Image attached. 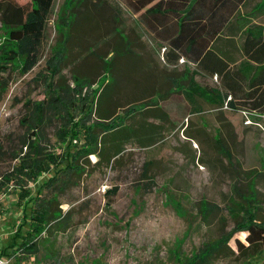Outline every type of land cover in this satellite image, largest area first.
<instances>
[{"label": "rangeland", "instance_id": "1", "mask_svg": "<svg viewBox=\"0 0 264 264\" xmlns=\"http://www.w3.org/2000/svg\"><path fill=\"white\" fill-rule=\"evenodd\" d=\"M258 1L252 0L248 8ZM85 6L84 0H56L39 63L23 72L16 60L8 71H0V259L4 264H202L199 259L207 244L218 243L237 229L233 212L244 215L242 210L254 199L261 202L264 215V117L258 120L222 104L207 88L217 86L214 77H197L196 93L204 111L190 117L179 112L172 124L153 127L163 140L152 146L127 143L110 163L98 162L92 154L90 160L81 159L85 166L81 174L64 175L58 166L47 164V172L36 176L18 171L14 180L4 179L21 165L24 155H30L26 161L35 158L29 142L37 105H43L37 139L42 156L50 160L63 155L67 144L57 134L65 130L67 110L63 97L62 106H55L54 98L62 95L58 85L74 86L73 74L101 87L111 79L105 96L118 113L132 105L144 108V103L156 108L161 83L174 74L183 82L191 74L193 66L183 61L172 73L156 55L144 65L142 45L134 51L125 47L112 58V48L119 42L115 35L124 33L135 16L82 14ZM262 20L251 13L241 18L246 29ZM8 45V28L0 23V69ZM64 47L67 58L61 63ZM236 60L245 70L253 65L242 55ZM105 63H111L107 72ZM61 65L51 77L52 66L59 70ZM68 93L78 98L74 91ZM69 94H63L66 101ZM74 112L81 114L79 109ZM143 113L136 114L133 124L144 121L148 112ZM73 140L76 148L81 147L84 134ZM24 169L32 171L27 165ZM53 176L58 180L48 185ZM116 186L117 194L108 198L106 191ZM53 197L57 201L52 207L61 209L67 228L52 237L43 234L35 252L25 251L30 248L26 246L17 250L31 229L33 207L40 209L41 201ZM246 235L237 229L227 242L235 252L225 249L211 264H242L235 240L247 244ZM263 257L264 252L259 258Z\"/></svg>", "mask_w": 264, "mask_h": 264}, {"label": "trees", "instance_id": "2", "mask_svg": "<svg viewBox=\"0 0 264 264\" xmlns=\"http://www.w3.org/2000/svg\"><path fill=\"white\" fill-rule=\"evenodd\" d=\"M55 1L0 0V23L8 28L9 42L4 49L2 64L4 68L0 69L1 72H6L15 66L16 60L21 63L20 68L23 72L30 71L39 63L43 56L48 22L53 13ZM124 1L128 2L137 13L144 9L138 20L143 25L146 24L155 34H159L167 43L164 59L168 64H176L180 58H185L187 62L194 63L196 66L183 82L176 76H169L165 84H160L161 99H167L181 82L184 86L181 91L191 106L190 113L202 112L203 105L195 92L199 85L196 76L205 72L211 76H218L219 84L216 87L208 86L207 88L219 98L222 104L227 103L231 109L247 111L250 115H256L258 120L260 116L264 117V0L256 2L250 8L248 6L251 5L252 0H136L134 4L133 0ZM84 2L86 8L98 6L102 10L107 6V0L95 2L84 0ZM101 13L103 12L99 14ZM244 13H251L258 18L263 17V20L249 24L246 29V24L241 21ZM128 31V34L124 35L125 38L120 35L122 31L115 35L119 42L112 48V58L117 57L125 47L131 46V50L134 51L137 45L144 46V41L141 39L144 33L139 35L134 32L135 30ZM60 52L58 62L62 63L67 58L65 47ZM237 54L243 55L253 65L247 70L242 69L237 64ZM110 64L103 65L105 72ZM61 69L62 65L59 70L52 66L51 77L58 74ZM112 74L115 75V73ZM72 81L73 87H70L69 83L58 85L57 88L62 91V95L54 98L55 106L56 104L62 106L63 97L65 99L63 106L67 110L68 119L65 130L61 128L57 134L67 144L63 155L50 160L42 156L43 151L37 139L40 137L39 127L43 120V105H37V123L33 126L29 142L35 158L26 161L30 155H24L21 165L7 173V176L4 175V179L14 180L20 175L18 171H25L33 177L39 172H47L46 169L52 165L58 166L60 172H65L64 175L66 173L70 174L69 176L81 174L85 171L82 158L90 160V155L95 154L98 162L110 163L113 159L116 161L119 158L127 143L135 141L141 147H149L162 141L159 131L153 129L161 124L148 121L150 117L160 118L166 121L165 124L173 123L166 111L157 107L151 109L147 103H144V108L142 104L132 105L124 113H118L115 109L116 104L112 103L110 97L105 96L111 79H106L103 87L98 86L97 81L78 74H73ZM95 85L98 87H93ZM0 87L3 88L1 81ZM68 91H74V95L78 98L70 95ZM65 93L70 95L67 101L63 95ZM139 106L142 109H139ZM74 109L81 111V114H78L81 116L79 119ZM140 110L142 113L148 112V115L144 116V121L133 124ZM93 115L96 117L95 120H92ZM81 127L83 129L80 130ZM82 133L85 141L81 147L76 148L73 137L76 134L80 137ZM26 165L32 169L31 172L24 169ZM57 180V176L51 177L48 185L51 181ZM118 190L117 186L110 188L106 191V196L110 198V195L117 194ZM39 198L41 197L38 194L37 199ZM246 200L245 202L250 203ZM251 200L252 205L242 210L244 215L238 212L232 213L237 229L247 232V244L238 238L235 240L237 251L244 258L242 264H264V257L259 258L264 252V215L261 212V202ZM34 201L36 202V199ZM56 201V197H53L41 201L40 209L33 207L31 229L16 246L17 250H22L26 246L30 248L25 251L35 252L43 234L52 237L57 231L67 228L60 215L61 209L52 207L53 202ZM110 202L111 199H108V204ZM237 229L231 231L218 243H208L203 251L205 254L199 262L211 264V259L225 249L234 253L235 251L228 246L227 242L234 236Z\"/></svg>", "mask_w": 264, "mask_h": 264}, {"label": "crops", "instance_id": "3", "mask_svg": "<svg viewBox=\"0 0 264 264\" xmlns=\"http://www.w3.org/2000/svg\"><path fill=\"white\" fill-rule=\"evenodd\" d=\"M93 1L95 2L97 0H93ZM133 1H134L133 4L135 2H137L136 0H133ZM78 8H81V7H78ZM143 11H144V9L141 12H143ZM81 12H82V14L87 13V12H91L97 16L105 15L108 17L114 16L117 18H125L124 16L128 12L129 14L135 16L134 22L128 24L126 26L127 29L124 31V33L123 32L122 33L124 35L128 34L129 29L135 30L134 32L136 34H139V35H143V33H144V36H142V38H141L144 41V65L149 64V62H153L152 56L156 55L159 57L160 60H162V62L165 66L172 68L171 69L172 72H173V70L176 71V68H178V66H180V64H181L180 62H182V61L184 64H188V65L193 66L192 71L196 67L194 63L187 62L185 58H180L179 62L176 64H172V65L168 64L166 62V60L164 59V51L166 49L167 43H165L162 40V38L159 36V34H155V32H153L146 24L143 25L142 23H140L138 19H139V15L141 14V12H139V13L135 12L132 9V6H130V4H128V2H126L124 0H107V6H105V8H103L102 10L100 8H98V6H91V8L85 7V9ZM100 12H103V13L99 14ZM123 13H124V16H123ZM143 27H144V29H143ZM146 43H147V45H146ZM238 55H241V54H237L236 57ZM192 71H190V72H192ZM201 74L207 75L208 77L216 78V80H217L216 83H217V85L219 84V80H218L217 75L211 76L205 72H202ZM175 76L176 75L174 74V77ZM198 76H201V75L200 74L197 75L196 80H197ZM177 78H179V77H177ZM178 80H181V79L179 78ZM161 84H164V83H161ZM178 84H180V86L177 87V89L171 95H169L167 99H161L159 97V94H160L159 89H158V94H155L158 96V98H160V100H158V102H157V108L166 111V113H168V115L170 116L172 122H174V120H175V118H174L175 114H177L179 112L184 113V115H190L191 116V115H196V114L202 113L204 111L203 110L202 112L194 113V114L190 113L191 112V106L187 102V100L184 97V94L181 91V88L184 86L181 84V82ZM214 87H216V86H214ZM176 92H179V94L175 95ZM195 92H196V90H195ZM197 96H198V94H197ZM158 111H160V110H158ZM148 121L156 123V124H161V123L166 122V121H164L160 118H156V117H150L148 119ZM167 125H168V123H167Z\"/></svg>", "mask_w": 264, "mask_h": 264}, {"label": "built area", "instance_id": "4", "mask_svg": "<svg viewBox=\"0 0 264 264\" xmlns=\"http://www.w3.org/2000/svg\"><path fill=\"white\" fill-rule=\"evenodd\" d=\"M226 107H228L227 103L225 104ZM6 261L0 259V264H4Z\"/></svg>", "mask_w": 264, "mask_h": 264}]
</instances>
